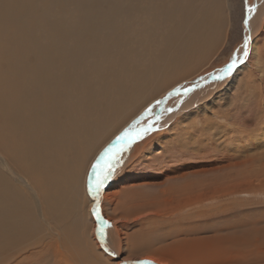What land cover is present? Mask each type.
<instances>
[{
    "label": "rangeland",
    "instance_id": "rangeland-1",
    "mask_svg": "<svg viewBox=\"0 0 264 264\" xmlns=\"http://www.w3.org/2000/svg\"><path fill=\"white\" fill-rule=\"evenodd\" d=\"M97 2L87 5L95 8L91 12L84 6L68 5L65 12L53 7L49 18L87 24L82 32H93L98 46L121 39L137 59L132 66L125 61L119 81L145 75L154 65L159 74L152 83L157 84L165 74L161 67L169 64L173 81L150 94L127 121L101 134L81 162L68 221L78 226L74 239L54 227L36 198L41 241L7 264H264V0ZM207 28L215 40L203 37ZM244 35L254 44L250 62L225 82H213L210 74L230 62L237 49L242 54ZM194 46L201 54L189 57L199 60L186 66L180 57ZM181 86L195 91L165 101L164 106L180 111L163 114L160 131L124 153L122 165L102 190L100 210L107 225L106 242L101 241L94 202L86 191L91 165L146 107ZM169 115L171 121L165 123ZM24 188L33 195L28 185Z\"/></svg>",
    "mask_w": 264,
    "mask_h": 264
},
{
    "label": "bare ground",
    "instance_id": "bare-ground-1",
    "mask_svg": "<svg viewBox=\"0 0 264 264\" xmlns=\"http://www.w3.org/2000/svg\"><path fill=\"white\" fill-rule=\"evenodd\" d=\"M89 4L97 6L98 2L0 0V264L17 259L15 255L37 247L41 241L36 198L54 227L61 229L65 238L74 239L78 226L68 221L76 203L73 199L81 162L101 134L127 121L139 105L148 102L150 94L173 81L170 64L161 67L165 74L157 84L152 83L159 74L152 64L145 75L119 81L125 61L132 66L137 59L131 49L123 47L121 39L103 45L99 42L98 46L93 32H82L87 24L77 17L79 23L49 18L53 7L65 12L68 5L84 6L91 12L95 8L90 9ZM209 32L201 33L215 40ZM197 51L198 46H194L182 53L180 58L186 66L199 60L189 57ZM208 87L213 88L212 83ZM32 256H27L28 260Z\"/></svg>",
    "mask_w": 264,
    "mask_h": 264
},
{
    "label": "snow or ice",
    "instance_id": "snow-or-ice-1",
    "mask_svg": "<svg viewBox=\"0 0 264 264\" xmlns=\"http://www.w3.org/2000/svg\"><path fill=\"white\" fill-rule=\"evenodd\" d=\"M252 11L253 9H248L249 13ZM251 43V36L244 35L242 37V54L241 50L237 49L231 56L230 62L221 68L218 73L210 74L209 79L217 84L225 82L241 65L249 63ZM196 87H199V84ZM193 91H195L194 87H175L164 99H158L155 101V104L146 107L143 113L133 120L129 127L115 136V139L104 148L91 165L87 176V192L94 202L92 215L97 223V230L101 241L106 242L105 226L107 225V221L100 210L101 193L105 185L116 175L118 166L122 165L124 153L129 152L134 143L142 141L149 134L159 132L160 129L157 125L161 121L163 114L180 111L179 108L164 106L166 100L188 96ZM156 109H159V112ZM103 250L107 252L106 247ZM140 264H153V262L146 260L140 262Z\"/></svg>",
    "mask_w": 264,
    "mask_h": 264
},
{
    "label": "crops",
    "instance_id": "crops-1",
    "mask_svg": "<svg viewBox=\"0 0 264 264\" xmlns=\"http://www.w3.org/2000/svg\"><path fill=\"white\" fill-rule=\"evenodd\" d=\"M132 200H133V199H131L130 201H132ZM141 200H142V199H140L139 202H141ZM131 204H132V202H131ZM131 204H130V205H131ZM142 204H144V203H142ZM145 205H146V204H145ZM130 216H131V215H130Z\"/></svg>",
    "mask_w": 264,
    "mask_h": 264
}]
</instances>
